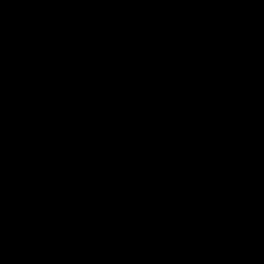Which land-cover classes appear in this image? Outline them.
<instances>
[{"label":"water","instance_id":"95a60500","mask_svg":"<svg viewBox=\"0 0 264 264\" xmlns=\"http://www.w3.org/2000/svg\"><path fill=\"white\" fill-rule=\"evenodd\" d=\"M0 264H264V0H0Z\"/></svg>","mask_w":264,"mask_h":264}]
</instances>
